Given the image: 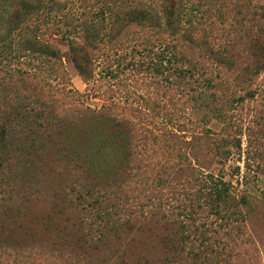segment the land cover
Listing matches in <instances>:
<instances>
[{
  "label": "rangeland",
  "instance_id": "rangeland-1",
  "mask_svg": "<svg viewBox=\"0 0 264 264\" xmlns=\"http://www.w3.org/2000/svg\"><path fill=\"white\" fill-rule=\"evenodd\" d=\"M119 1L53 0L52 4L50 0H42L37 18L28 23V30L22 35L17 28L6 26L8 15L2 16L0 7V106L9 105L8 100L16 94L48 113L51 121L58 119L50 130V138L19 141L20 151L14 148L16 137L0 143V163L8 164L2 175L7 187L1 189L9 191L13 202L0 205V264H79L81 259L94 264L125 261L144 264V260L150 264H264V62L250 79L255 65L246 59L244 49L237 48L233 65L219 67L221 72H227L232 92L219 95L217 106L223 109L224 117L218 119L201 109L199 93L208 96L211 92L203 80L174 81L168 69L162 74L147 69L148 60L144 61L143 53L155 60L153 54L164 46L160 44L181 41V35L171 36L162 28V20L158 22L161 26L158 32L141 28L127 31V38L136 48L132 52L126 49L119 68H115L117 64L111 65L116 75L108 76L101 72L100 60L111 55L109 27L97 17H90L97 12V3L104 15L120 11ZM176 2L181 29L196 33L203 29L198 25L197 12L205 3H211L212 9L220 11L224 20L228 19L221 25L217 20L212 22L211 28L218 35L235 24L234 14H230V3L234 1ZM85 20L94 21L99 32L86 49L91 67L83 78L71 61L67 42L55 30L63 22L70 24L68 30H79L77 26ZM205 31L210 30L205 27ZM26 34L34 35L42 43L48 42L49 52L57 54L43 56L33 48L27 51L29 47L22 45ZM151 43L155 44L153 48ZM143 48H152V53H136ZM24 71L28 72L26 77L21 76ZM226 89L221 87L218 93ZM107 109L132 122L139 142V178L125 190L127 198L140 201L147 209L160 207L172 212L179 222L186 214L183 205L188 207L187 214L192 218L183 227L151 224L142 232L129 233L121 242L113 240L116 242L113 249L86 250L80 257L74 254L77 249L71 242L80 218L71 202V192L96 184L86 172V158L81 154L91 155L92 139L86 142L91 131L98 129L108 134L112 130L114 117L106 114ZM206 130L214 142L205 140ZM171 132L179 138L177 143L186 140L191 148L177 145ZM200 133L205 136L191 139ZM221 149L227 152L224 157ZM225 157L222 165L220 160ZM208 162L209 170L230 180L233 187L235 204L219 211V215H215L212 205L204 203L201 210L196 208L193 213L189 210L193 203L188 200L198 198L201 187L194 182L196 175L190 172V167L200 174L201 167ZM179 167L184 170L178 171ZM220 167L222 172H218ZM0 198H4L1 191ZM232 211L236 216L227 219ZM226 221L228 227H224ZM166 240L172 244L169 251ZM181 246L185 247L183 251H179ZM193 255L198 258L195 260Z\"/></svg>",
  "mask_w": 264,
  "mask_h": 264
},
{
  "label": "trees",
  "instance_id": "trees-1",
  "mask_svg": "<svg viewBox=\"0 0 264 264\" xmlns=\"http://www.w3.org/2000/svg\"><path fill=\"white\" fill-rule=\"evenodd\" d=\"M9 0H0V7L2 16L7 17L6 26L14 27L19 30V35L28 30V23L32 19L37 18V11L42 6V0H13V3H8ZM53 4V0H50ZM177 0H147L146 2H123L120 11L112 15H104L101 5L97 3V12L92 13L90 18L100 19L104 22V26L109 27L107 37L111 44V55H104L102 58V71L108 76H115V70H112L111 65L117 64L116 69L119 68V63L125 60L122 53L130 48V51L135 50V43L130 41L126 34L131 28H141L149 32H158L161 26L158 24L159 20L163 21L164 30L171 36L181 35V41L170 45L168 41L161 51L153 54L155 60L148 59L143 53L142 57L147 62V69H152L156 74H162L166 69L168 73L174 77V81L192 80L199 78L203 80L204 86L211 90L210 95L206 96L200 92L198 99L201 101V109L206 110V113L211 112L215 115V119L223 118L224 111L217 106L221 97L219 95H230L232 90L228 83L227 72H221L219 67H230L236 58L235 50L237 48L244 49L250 63L255 67L250 73V79L257 75V66L264 62V0H225L234 1L230 3V14H234L235 24L227 32H222L218 35L214 29L211 28L212 22H224V17L221 16L220 11L212 9L211 3H205L199 11L200 18L198 25L203 29L199 32H191L180 28V12ZM103 2V1H102ZM116 2V1H115ZM38 6V7H37ZM37 7V8H36ZM108 9V8H107ZM160 9V15H158ZM100 14V15H99ZM99 15V16H98ZM88 20V19H86ZM83 21L76 28L68 30L70 24L63 22L62 25L56 26L55 33L64 39L70 52V58L78 73L84 78L89 74L91 67L90 55L87 48L91 47L92 43L98 36L99 29L94 21ZM217 20V21H216ZM224 20V21H223ZM106 21V22H105ZM53 23V21H52ZM47 25V23H46ZM205 27L210 30L208 33ZM224 28V27H223ZM223 30V29H222ZM31 34V33H30ZM150 37H153L151 35ZM155 41V40H154ZM147 43V41H145ZM151 42V41H150ZM108 43V42H107ZM22 45L29 47L27 51H32V48L37 53L43 56H52L57 52H49L50 44L48 42L42 43L34 35H25ZM154 47V43L150 44ZM131 46V47H130ZM143 48L136 53L145 52L152 53L151 49ZM30 49V50H29ZM118 55V56H117ZM99 59V58H98ZM153 61V63H151ZM100 64V63H99ZM140 64H145L141 62ZM166 64L167 67L163 65ZM222 73L223 76L221 75ZM28 72H21V76H27ZM167 75V74H166ZM197 81V80H196ZM249 81V80H248ZM221 87H226L224 92L218 93ZM10 103L6 106H0V143L15 138L16 144L20 141L28 140L34 141L37 138H50V130L57 124L52 118L51 121L47 116L48 113L43 110L33 107L30 102L23 98H19L16 94L8 100ZM107 115L114 117L111 120L113 123L112 130L108 134L98 129L91 131L86 142L92 139L89 146L91 148V155L81 154L84 160L86 172L92 176L96 183L90 187L72 190L71 202L77 209L80 218L76 226V234L72 236L73 247H76L78 256L85 255L86 250L96 252L105 249H113L116 243L113 240L121 242L123 237L126 239L131 232H142L151 224L161 225H181L186 224V220L192 218L188 215V207L182 205V210L186 212L185 215L179 218H174L172 212L161 210L160 207L147 209L140 201L127 198L125 190L134 185L139 178L138 174V149L139 142L135 138V130L133 124L129 120H123L119 115L110 113L107 109ZM118 117V118H117ZM175 131V130H174ZM185 133V132H184ZM205 140L215 141L208 130L205 131ZM204 133L194 134L191 136L193 140L196 137L205 136ZM172 138L176 144L181 146L186 145L188 148L190 143L186 140L177 143L175 133L171 132ZM190 138V137H189ZM186 139V137L184 138ZM206 140V141H207ZM192 141V140H191ZM197 143V141H195ZM206 145V143H205ZM239 146V145H238ZM15 150L20 151L21 146L17 144L14 146ZM221 155H227L224 149H221ZM222 165L226 162V157L220 160ZM196 165L198 163L196 162ZM179 166V165H178ZM195 166V164H193ZM210 163L201 167L202 173L190 167V172L196 175L194 182H199L201 187L197 193L198 198L189 199L193 204L189 205L190 213L197 208L201 210V204L209 206L212 205L215 209V215H219L225 207L228 208L231 204H235L233 195V187L230 180H226L223 176L216 175L210 171ZM8 169L7 165L0 163V189L7 187L4 184L2 175ZM178 171H183L184 168H177ZM218 172H222V167ZM84 186V185H83ZM86 187V186H85ZM4 198H0V205H11L12 199L8 196L9 191L0 190ZM7 196V197H6ZM244 203V200H241ZM7 207V206H5ZM195 207V208H194ZM227 216L235 217L236 213ZM226 217V216H223ZM226 219V220H227ZM178 221V222H177ZM182 223V224H181ZM229 223L226 221L224 227H228ZM166 250L172 249V244L169 240L165 241ZM184 246H181L179 251H183ZM205 250V249H203ZM102 253V252H100ZM195 260L197 255H193ZM125 260L126 257L123 256ZM79 264H94L93 261L85 259L78 260ZM82 262V263H81ZM122 264H135L133 262L125 261ZM144 264H150V261L144 260Z\"/></svg>",
  "mask_w": 264,
  "mask_h": 264
}]
</instances>
